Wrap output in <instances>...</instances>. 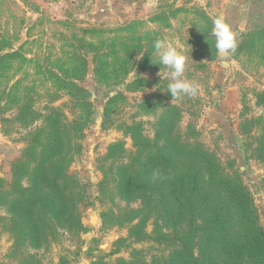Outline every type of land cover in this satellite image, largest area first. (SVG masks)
Here are the masks:
<instances>
[{"label":"rangeland","instance_id":"rangeland-1","mask_svg":"<svg viewBox=\"0 0 264 264\" xmlns=\"http://www.w3.org/2000/svg\"><path fill=\"white\" fill-rule=\"evenodd\" d=\"M219 13L238 31L229 54L211 33ZM156 39L185 56L196 96L172 103ZM53 124L68 169L42 179L58 181L44 192L63 196L66 213L44 201L28 214ZM209 162L264 228V0H0V264H171L182 247L157 240L161 231L193 217L235 224L231 198L208 180L184 191ZM16 165L26 171L15 181ZM155 169L166 179L153 182ZM143 194L159 210L138 240Z\"/></svg>","mask_w":264,"mask_h":264},{"label":"trees","instance_id":"trees-1","mask_svg":"<svg viewBox=\"0 0 264 264\" xmlns=\"http://www.w3.org/2000/svg\"><path fill=\"white\" fill-rule=\"evenodd\" d=\"M61 128L53 124L52 129H48L46 142L42 146L39 153V163L35 169H40V175L32 179V188L26 201L28 202V214L34 212L35 207L39 202H46L50 207V212L54 216L59 217L65 215V206L60 201L64 198L60 196H51V192H44L45 189L57 187L58 181H50L42 179L47 177L48 173L59 177L65 174V163L59 159L64 152L65 141L62 139ZM29 147L26 149V154H29ZM209 162L205 167L199 168L193 176L194 185L184 191H192L197 193L203 186L206 188V181L213 190H219L226 193L231 198L233 205L237 208L236 221L233 226L227 220L217 219L216 223L207 224L205 217L198 220L197 217L186 222V226L181 230H173L172 232L161 231L156 237L160 242L175 241L180 243L181 249L173 251L169 257L171 264H264V228L258 223V215L250 197L246 194L242 187L235 186L234 183L221 176L217 171H214ZM48 167L46 170L44 167ZM21 166L16 165L13 169L14 180L21 172H25ZM189 169H186V173ZM38 178V179H35ZM44 184V188L40 185ZM48 195H47V194ZM144 200V209H140L144 215L130 229V236L138 240H143L147 237L145 233L146 217H151L159 210V205L152 203V198L146 194L142 195ZM204 197V196H203ZM207 197V194H206ZM204 197L202 204L206 202ZM25 202L20 203L23 205ZM201 205V204H200ZM198 205V207L200 206ZM150 208V209H149ZM239 211V212H238ZM170 217H167L169 220ZM181 222L180 219L168 221L169 224ZM125 239H120L124 242ZM195 242L199 244L200 253L198 256L194 253Z\"/></svg>","mask_w":264,"mask_h":264},{"label":"clouds","instance_id":"clouds-1","mask_svg":"<svg viewBox=\"0 0 264 264\" xmlns=\"http://www.w3.org/2000/svg\"><path fill=\"white\" fill-rule=\"evenodd\" d=\"M211 33L215 39V48L219 54H229L236 50L238 42V31L233 27L226 14L219 13L211 17ZM155 54L159 57L158 65L170 69L171 80L167 85L168 93L171 94L172 103L182 97H194L198 93L199 86L183 78L185 72L186 58L177 47L164 39H156L153 43ZM151 179H166L159 169L153 170Z\"/></svg>","mask_w":264,"mask_h":264}]
</instances>
